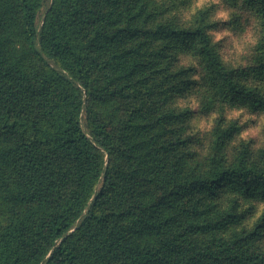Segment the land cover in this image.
Segmentation results:
<instances>
[{"label": "trees", "instance_id": "16d2710c", "mask_svg": "<svg viewBox=\"0 0 264 264\" xmlns=\"http://www.w3.org/2000/svg\"><path fill=\"white\" fill-rule=\"evenodd\" d=\"M44 3L0 0V264H264V0Z\"/></svg>", "mask_w": 264, "mask_h": 264}, {"label": "rangeland", "instance_id": "374dc122", "mask_svg": "<svg viewBox=\"0 0 264 264\" xmlns=\"http://www.w3.org/2000/svg\"><path fill=\"white\" fill-rule=\"evenodd\" d=\"M47 3L48 0H45L43 8L38 14V21L40 20ZM227 16L228 8L224 7L216 12L214 19L217 21L225 20ZM214 38L216 41H220L224 57H226L231 62L238 63L244 62L246 60L248 56L247 51L249 50V46L256 40V34L250 32L249 30L242 33L236 30H224L215 32ZM220 39L223 40L221 41ZM199 95L195 94V97L199 98ZM188 104L196 107L198 102L196 99H189ZM215 113L216 112H211L206 115L202 114L198 120V126L201 131H204V133H206V131L208 132L212 127ZM231 114L232 117L236 118L238 123L242 126L240 134L236 136V142L243 139L245 141L250 140L254 147L264 146V112L250 114L235 110ZM261 208H264L263 203H258L256 212H254L253 216L258 215Z\"/></svg>", "mask_w": 264, "mask_h": 264}]
</instances>
